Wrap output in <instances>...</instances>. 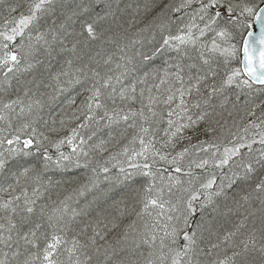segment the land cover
<instances>
[{"label": "snow or ice", "instance_id": "1", "mask_svg": "<svg viewBox=\"0 0 264 264\" xmlns=\"http://www.w3.org/2000/svg\"><path fill=\"white\" fill-rule=\"evenodd\" d=\"M127 7L13 0L0 15V264H264V0H153L147 23ZM233 89L256 117L235 132ZM53 170L84 174L53 200Z\"/></svg>", "mask_w": 264, "mask_h": 264}, {"label": "trees", "instance_id": "2", "mask_svg": "<svg viewBox=\"0 0 264 264\" xmlns=\"http://www.w3.org/2000/svg\"><path fill=\"white\" fill-rule=\"evenodd\" d=\"M10 2H13V0H7V2L4 3L3 7H0V15L6 13L7 3H10ZM63 2L65 4H67L69 8H71V7H75L76 3H79L80 0H63ZM148 2H153V0H121V7L122 8H124L126 5L130 6V7H127V10L124 14L125 18H131L133 15H136V13L134 12V9H136L137 5H140L141 6L140 7V13L137 16V19L143 21V23H147V21H149L152 18V16L155 15L156 11L159 10L158 8H154L152 12L145 13L143 10V4L148 3ZM154 2L157 5H160L162 3L167 2V0H154ZM60 19H63V17L61 15L60 10L57 9L55 14L50 15V17L47 18V24H50L52 20H56V22L59 23ZM143 23H138L136 25V27L137 28L142 27ZM47 24L45 26H47ZM75 27L77 30H79V24L78 23L75 25ZM133 31H135V29H133ZM69 39H71V37H69ZM98 45H99V42L92 45L93 52L98 47ZM87 51L88 50L85 49V52H87ZM40 59L43 60L44 57L41 56ZM45 63H47L46 60H45ZM44 71H45V69H44L43 65L38 66L31 73L23 74L21 76V82H23L25 79L30 80V79H32L33 76H36L37 78H39L41 73H44ZM15 90L19 91L18 88H16ZM77 90L82 91L80 89H77ZM229 95L232 97V99L235 101V103L238 107L236 109H233L232 105L229 104L227 106V108H228V111H233V116H231V117L228 116L227 111H225L224 112V119H226L228 121L229 127H231L232 131L235 132L238 129L242 130L243 126L249 122V120H247V115H246L245 101L249 100L250 97L247 96L244 92H241L239 89H233L232 92L229 93ZM68 96H76V91H70L69 93H65V95L60 98L59 102L52 105L51 108H46L44 110L43 119H44V121L48 122V126H50L52 121L55 120V121H57L56 126L59 127V123H58L59 120L65 116V113H70L71 109L68 107V101L66 99V97H68ZM237 96H239V99H237ZM3 98H4L3 95L0 94V99H3ZM80 98H82V96L78 97V99H80ZM256 102L259 103L260 99H258ZM233 120L235 121V125H236L235 127H233V125H232ZM16 123H18V121ZM69 126H71V125H69ZM38 127L41 131H45L47 133V126L43 123V121L38 125ZM64 134H65L64 131H61L60 133H58V135H61V136ZM160 134L162 135V133H160ZM103 138L107 139V137H103ZM120 146L121 145H117L114 143L109 144L108 145L109 152L118 151ZM62 150L63 151H69L70 149L66 146ZM107 155H108V153L106 152L103 154V156L96 155L95 158L97 160H101V159L107 157ZM197 172H199V170H197ZM83 174L84 173L76 172L75 170H73L70 173H63V174L60 173L59 171H55V170H53L52 172H49L48 175L53 180L54 186L51 188L50 192L47 195H50L53 200L57 199V197H59L60 199H63L64 196L71 194L72 188L75 187V184L70 182L73 179V177L76 175L82 176ZM57 181L60 182L58 186L55 183ZM86 196H87V199H91V194H86ZM80 199H81V202H83V200L85 198L81 197ZM253 207L258 208L259 205L254 204ZM258 216H259V213L257 212L256 217L250 218L249 226H251L252 222L258 223V219H257ZM236 219H238V217H236V215L233 213L226 218H219V225H223L224 228H229V227H231V224L233 222H235Z\"/></svg>", "mask_w": 264, "mask_h": 264}, {"label": "rangeland", "instance_id": "3", "mask_svg": "<svg viewBox=\"0 0 264 264\" xmlns=\"http://www.w3.org/2000/svg\"><path fill=\"white\" fill-rule=\"evenodd\" d=\"M255 95H256V98H257L256 101H257V100L260 98V95H261V94H260V93H256ZM257 109H258V108H257ZM258 111H259V112L257 113V116L260 115V111H261V110L258 109ZM252 131H255V130L253 129Z\"/></svg>", "mask_w": 264, "mask_h": 264}, {"label": "bare ground", "instance_id": "4", "mask_svg": "<svg viewBox=\"0 0 264 264\" xmlns=\"http://www.w3.org/2000/svg\"><path fill=\"white\" fill-rule=\"evenodd\" d=\"M253 107H254V106H253ZM255 111H256V113L259 112L258 109H255ZM254 119H256V117H250V116H247V120H254ZM250 131H252V130H250ZM81 173H83V172H81Z\"/></svg>", "mask_w": 264, "mask_h": 264}]
</instances>
